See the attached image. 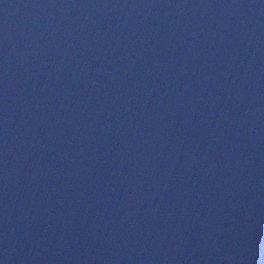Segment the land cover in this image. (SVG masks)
<instances>
[{"label":"water","instance_id":"water-1","mask_svg":"<svg viewBox=\"0 0 264 264\" xmlns=\"http://www.w3.org/2000/svg\"><path fill=\"white\" fill-rule=\"evenodd\" d=\"M0 264H264V0H0Z\"/></svg>","mask_w":264,"mask_h":264}]
</instances>
